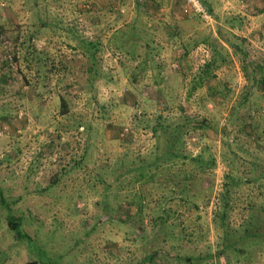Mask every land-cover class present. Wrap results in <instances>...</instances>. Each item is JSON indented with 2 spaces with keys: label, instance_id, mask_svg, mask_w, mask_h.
<instances>
[{
  "label": "rangeland",
  "instance_id": "rangeland-1",
  "mask_svg": "<svg viewBox=\"0 0 264 264\" xmlns=\"http://www.w3.org/2000/svg\"><path fill=\"white\" fill-rule=\"evenodd\" d=\"M205 1L210 23L185 20L178 0H0V264H264V61L253 85L232 46L262 38L264 58V0ZM236 17L246 28L231 33ZM134 23L137 47L119 39ZM213 56L226 62L194 89ZM159 116L161 150L177 128L182 154L215 159L186 182L194 204L178 194L185 161L161 187L128 184L156 161ZM228 173L249 182L225 195Z\"/></svg>",
  "mask_w": 264,
  "mask_h": 264
},
{
  "label": "trees",
  "instance_id": "trees-1",
  "mask_svg": "<svg viewBox=\"0 0 264 264\" xmlns=\"http://www.w3.org/2000/svg\"><path fill=\"white\" fill-rule=\"evenodd\" d=\"M203 1L202 3L204 5H206L209 10L211 11L212 9L207 5L208 2H206L205 0H201ZM185 20H189V19H199L198 16H189L186 15ZM192 17V18H190ZM244 18L242 17H236V18H230L229 20L225 21V25H228V28L230 29V32L232 33L233 30H241L244 29ZM200 20V19H199ZM131 30H129L127 33H120L119 35L121 36L119 39L121 40L124 39L125 41H129L131 42V44H133V46H136V42L134 40H131V38L129 37H133L136 34L134 33L135 29H137L136 27H138L137 23H134L131 26ZM246 28V26H245ZM150 29H147V31H149ZM140 33H145V35H149V33L147 34L146 32L139 30ZM135 34V35H134ZM246 40H239L236 41L235 43H232V46L234 47V52L235 54H238L239 56H241V62L244 63L243 66V71L244 74L246 76V78L249 79V81H252L253 85H257L259 86L260 84L263 85V80H256L253 77H249L248 75V71L251 65H259L261 66L263 64V59L264 58H260L259 60H255L256 56L254 55L255 52V47L253 46L252 42L250 41V39L248 37H245ZM203 42L206 41V39L202 40ZM200 42H196L194 45H192L193 47L197 46ZM88 46L94 47L96 46L94 43H88ZM184 49L187 50V52L189 51V43L187 42L186 44L183 45ZM192 48V47H191ZM146 53H148V51H150L151 49V43H147L146 45ZM135 49L132 50L130 58L132 60H136L138 57L136 56V53L134 54ZM252 58V59H251ZM262 59V60H261ZM245 61V62H244ZM252 61V62H251ZM226 62V59L224 56H213L209 62H207L204 66V68L198 73L196 82L194 83V89L206 86L207 82L210 81L211 79H214L216 76V69L222 68V65ZM249 63V66L246 65V63ZM141 64L143 65L144 68H142L143 70L147 69V66L149 67L150 62L148 61H144L141 62ZM62 104H65V102H62ZM155 124H153L152 126V131L154 132V136L156 138H158V143H157V147L155 148V150L153 151L154 154V158L156 159V161L154 163H152L153 160V156L149 157V158H145V159H140V161L137 162L138 166L136 168L137 173H135V179L132 180V183H128L131 185H134L136 183H139V186H142L145 188L147 186H151V187H161L163 186L167 180H169L170 182L172 181L171 177V170L177 168L178 162H184L185 163H189V165H193L194 168L189 169L187 171H185L187 174L186 176L184 175V177L182 179H177V181L179 182L178 185H182L181 186V191L178 193H181V198L180 200L183 201L184 203L188 204V203H192L194 204V198L196 197V194H192L190 191V187L189 184L186 183L187 181H193L198 175H200L202 178L203 176H205L206 173H211L212 169L215 167L216 163H215V159L211 154H200L196 157H188L187 155L182 154L180 147L184 145V136L183 134L179 133V135H177V128L175 129V134L171 133V137L173 140H167L165 143L166 148L162 149L160 148V143L161 141H164V137L163 134L161 133V130L168 128V124H166V121L162 118V116H159L155 119ZM204 127V126H203ZM164 161V163L162 165H160L162 162ZM198 170V171H197ZM199 170L201 172H199ZM174 173V171H173ZM160 175H164L162 177L156 179L157 177H159ZM177 174L174 173V176H176ZM163 178V179H162ZM182 182V183H181ZM249 181L246 179H237L235 178V176H233L231 173H228L226 175V181L224 183V194L225 195H230V193L248 183ZM136 195H140L139 197V208L143 209V206L147 205L148 206V199L143 195L141 196V193L135 191ZM173 198V192L169 193L168 195L163 194L161 196V200L162 201H167L169 199ZM163 206V205H162ZM162 206H160L159 211H166L165 208H163ZM263 212H252L248 223H247V227L245 229V231H248L247 236H256V226L259 227V222L261 220V214ZM226 216V213H225ZM224 216V217H225ZM9 224L14 228L17 229V224L15 222L12 221V219L9 221ZM248 225H250V227H248ZM174 238V236H172ZM241 239H245L244 236L240 235ZM177 241H179V239H176ZM228 249H230L229 245L225 246V249L220 252L218 254V256H221L223 258H227V251ZM234 252L238 253V257L240 258L241 256L244 255L245 251L243 250V248H235ZM242 260V259H241ZM243 262H240L238 264H251V260H249L248 258H244L242 260ZM187 262L189 263V260H187Z\"/></svg>",
  "mask_w": 264,
  "mask_h": 264
},
{
  "label": "built area",
  "instance_id": "built-area-1",
  "mask_svg": "<svg viewBox=\"0 0 264 264\" xmlns=\"http://www.w3.org/2000/svg\"><path fill=\"white\" fill-rule=\"evenodd\" d=\"M182 3V12L184 15L198 16L202 21L210 23L213 20V14L208 10L201 0H178Z\"/></svg>",
  "mask_w": 264,
  "mask_h": 264
},
{
  "label": "crops",
  "instance_id": "crops-1",
  "mask_svg": "<svg viewBox=\"0 0 264 264\" xmlns=\"http://www.w3.org/2000/svg\"><path fill=\"white\" fill-rule=\"evenodd\" d=\"M244 6H247V5H243L242 7H244ZM238 13H241L243 16H247L248 18H251V17H250V14H249V12H248L247 10L239 11ZM261 14H263V16H264V12L261 13ZM253 17H256V16H253ZM245 37H246V36H245ZM253 38H254V41H253L252 39L249 38L250 41L253 42V43H255V42L260 43L261 40H262V38H259V39H258V37H255V36H253Z\"/></svg>",
  "mask_w": 264,
  "mask_h": 264
}]
</instances>
